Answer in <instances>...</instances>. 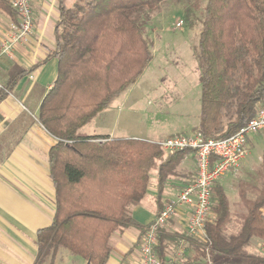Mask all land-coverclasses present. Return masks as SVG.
Listing matches in <instances>:
<instances>
[{
  "label": "trees",
  "instance_id": "trees-1",
  "mask_svg": "<svg viewBox=\"0 0 264 264\" xmlns=\"http://www.w3.org/2000/svg\"><path fill=\"white\" fill-rule=\"evenodd\" d=\"M181 1L77 0L71 8L61 4L56 48L49 56L58 62L57 76L38 113L39 122L57 140L47 156L55 211L50 226L37 232L34 264H54L60 251L89 264H106L110 236L129 227L141 229L130 208L145 198L150 173H155L160 199L189 153H164L157 143L145 140L79 133L152 61L153 43L144 29L152 14L167 2ZM0 11L16 19L10 0H0ZM191 11L185 10L186 25L193 19ZM200 25L196 131L205 139H226L264 106V0H206ZM260 178L259 188L242 185L239 202L245 213L236 214L224 189L214 183L207 241L188 240L194 260L207 255L213 264H264L263 248L250 252L253 240L264 245V173ZM168 241L160 233L155 247L160 264H165Z\"/></svg>",
  "mask_w": 264,
  "mask_h": 264
},
{
  "label": "crops",
  "instance_id": "crops-1",
  "mask_svg": "<svg viewBox=\"0 0 264 264\" xmlns=\"http://www.w3.org/2000/svg\"><path fill=\"white\" fill-rule=\"evenodd\" d=\"M76 1L35 0L30 39L16 46L10 54L0 55V264H34L37 232L49 227L54 216L55 193L47 156L57 140L39 122L38 113L42 99L54 86L57 76L58 62L49 56L56 48L59 9L61 4L71 8ZM15 21L0 11V40L7 36ZM153 50L154 47L152 56ZM21 73L24 74L17 78ZM125 91L79 133L158 143L167 137L190 135L197 130L199 120L189 132L163 134L141 121L135 110L140 102L134 101L132 92ZM260 136L264 141V132ZM253 137L248 140L249 150ZM244 161L239 169L247 166ZM151 173L145 198L130 208L131 217L141 229L154 220L161 206L193 181V154L185 155L176 175L166 182L160 199L157 197L155 173ZM188 213V207H178L161 232L172 240L166 243L165 264H203L194 260V249L188 242L195 240L186 237ZM141 229L129 227L113 233L109 239L111 253L106 264H139ZM262 246L253 240L250 252L257 254ZM54 264L89 263L60 251Z\"/></svg>",
  "mask_w": 264,
  "mask_h": 264
},
{
  "label": "rangeland",
  "instance_id": "rangeland-1",
  "mask_svg": "<svg viewBox=\"0 0 264 264\" xmlns=\"http://www.w3.org/2000/svg\"><path fill=\"white\" fill-rule=\"evenodd\" d=\"M205 1L182 0L179 4L167 2L145 24V35L153 43L154 59L134 83L135 86L133 84V87L127 88L125 93L132 92L134 101L140 102L135 110L141 116V121L163 134L189 132L199 120L200 69L197 47ZM189 8L193 19L186 25L183 17ZM177 24L181 26L177 28ZM261 134L253 137L252 146L245 158L247 166H242L218 181L234 214L245 213V208L239 202V191L244 187L242 185L246 184L250 188L261 186L260 177L264 173V141ZM248 195L253 198L250 192ZM207 259L201 261L213 264Z\"/></svg>",
  "mask_w": 264,
  "mask_h": 264
},
{
  "label": "built area",
  "instance_id": "built-area-1",
  "mask_svg": "<svg viewBox=\"0 0 264 264\" xmlns=\"http://www.w3.org/2000/svg\"><path fill=\"white\" fill-rule=\"evenodd\" d=\"M35 0H10L16 21L11 24L7 36L0 40V55H8L13 49L28 41L33 32L32 5ZM181 25L177 24V28ZM264 132V106L244 127L226 139H205L199 132L178 134L158 142L165 153L188 151L193 154L195 177L173 199L168 200L146 227L140 239L139 264H160L155 247L160 233L168 225L178 207H188L186 237L206 242V224L211 218V197L214 183L239 169L248 152L251 136ZM264 249V245L262 246ZM207 252V251H206ZM208 258V256L206 255ZM210 261L209 258L207 259Z\"/></svg>",
  "mask_w": 264,
  "mask_h": 264
}]
</instances>
